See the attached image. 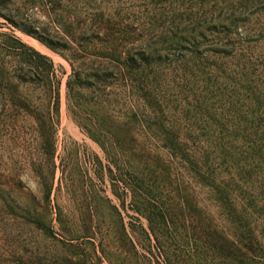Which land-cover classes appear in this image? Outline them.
<instances>
[{"label":"rangeland","instance_id":"1","mask_svg":"<svg viewBox=\"0 0 264 264\" xmlns=\"http://www.w3.org/2000/svg\"><path fill=\"white\" fill-rule=\"evenodd\" d=\"M162 220L264 244V0H0V264Z\"/></svg>","mask_w":264,"mask_h":264},{"label":"trees","instance_id":"2","mask_svg":"<svg viewBox=\"0 0 264 264\" xmlns=\"http://www.w3.org/2000/svg\"><path fill=\"white\" fill-rule=\"evenodd\" d=\"M162 220L156 228L121 233L118 253L93 248L79 264H264V244L245 234L203 226L175 229Z\"/></svg>","mask_w":264,"mask_h":264}]
</instances>
